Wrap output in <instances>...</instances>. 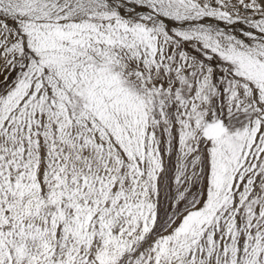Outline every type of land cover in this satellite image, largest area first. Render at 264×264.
<instances>
[{"label":"snow or ice","instance_id":"obj_1","mask_svg":"<svg viewBox=\"0 0 264 264\" xmlns=\"http://www.w3.org/2000/svg\"><path fill=\"white\" fill-rule=\"evenodd\" d=\"M0 264H264V0H0Z\"/></svg>","mask_w":264,"mask_h":264}]
</instances>
